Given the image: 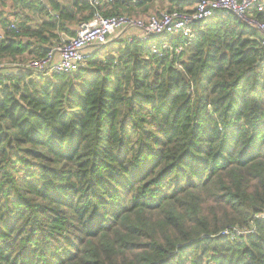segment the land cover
<instances>
[{
    "label": "trees",
    "instance_id": "obj_1",
    "mask_svg": "<svg viewBox=\"0 0 264 264\" xmlns=\"http://www.w3.org/2000/svg\"><path fill=\"white\" fill-rule=\"evenodd\" d=\"M2 8L7 63L42 58L95 12ZM192 29L110 41L70 76L0 74V264H264V47L231 13Z\"/></svg>",
    "mask_w": 264,
    "mask_h": 264
},
{
    "label": "built area",
    "instance_id": "obj_2",
    "mask_svg": "<svg viewBox=\"0 0 264 264\" xmlns=\"http://www.w3.org/2000/svg\"><path fill=\"white\" fill-rule=\"evenodd\" d=\"M46 3L49 0H40ZM95 9L92 18L76 26L73 36L61 35L59 44L51 46L47 53L39 59L25 60L24 62H0V74H29L34 77H49L51 75H73L84 67L85 61L92 56L93 50L109 43L116 35L130 36L132 31L138 32V39L146 42L153 36L193 35L192 25L207 21L216 15L231 13L255 29L259 34L260 45L264 47V24L259 23L251 11L264 12V0H197L191 14L179 11H163L158 14L149 13L141 17L115 15L104 17L98 8H106L116 1L129 5H137L142 0H86ZM6 0H0V10ZM8 29H14L11 23ZM3 34H0V41ZM115 39H118L115 38ZM122 39V38H120ZM128 39V38H127ZM119 40V39H118ZM166 44L150 45L152 55L158 57L169 51ZM179 54L181 49L177 48ZM260 218L264 219V215ZM240 234L239 232H235ZM228 236V232H223Z\"/></svg>",
    "mask_w": 264,
    "mask_h": 264
},
{
    "label": "rangeland",
    "instance_id": "obj_3",
    "mask_svg": "<svg viewBox=\"0 0 264 264\" xmlns=\"http://www.w3.org/2000/svg\"><path fill=\"white\" fill-rule=\"evenodd\" d=\"M166 5H165V0H159V1H157V2H155V3H153L152 5H151V7L150 8H148L147 10L143 7V6H141V7H139V8H136V10H135V12H133L132 14H133V16H136V17H141V16H144V15H146V14H149V13H153V14H158V13H160V12H163V11H166L167 9H166V7H165ZM124 37V36H123ZM126 38L125 39H127V38H129L130 36H125ZM124 39V40H125ZM113 42H115V41H118V40H112ZM110 42V41H109ZM120 42V41H119ZM122 43V42H121ZM120 43V44H121ZM108 44V43H107ZM106 44V45H107ZM105 46V45H104ZM107 46H109V44L107 45ZM113 46L114 47H117L118 46V42H115L114 44H113ZM34 77V76H33Z\"/></svg>",
    "mask_w": 264,
    "mask_h": 264
},
{
    "label": "crops",
    "instance_id": "obj_4",
    "mask_svg": "<svg viewBox=\"0 0 264 264\" xmlns=\"http://www.w3.org/2000/svg\"><path fill=\"white\" fill-rule=\"evenodd\" d=\"M2 10H4V8L1 7V10H0V11H2ZM9 21H13V18H12V17H9ZM2 28H3V27L0 26V34H3V29H2ZM118 35H119V34H118ZM118 35H116L115 38L118 37L119 40H122V39H125V38H126V37H125L126 34H123V32H122L121 36H118ZM131 35L133 36L132 38H135L136 36H138V32H137V31H132ZM123 36H124V37H123ZM115 38L111 39V41H112V40H114V41H115V40H118V39H115ZM120 38H122V39H120Z\"/></svg>",
    "mask_w": 264,
    "mask_h": 264
}]
</instances>
